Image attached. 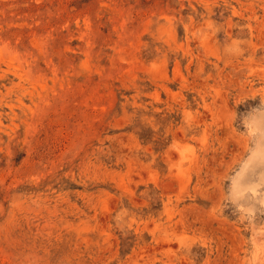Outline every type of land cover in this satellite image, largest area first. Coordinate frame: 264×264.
Listing matches in <instances>:
<instances>
[{"label": "rangeland", "instance_id": "rangeland-1", "mask_svg": "<svg viewBox=\"0 0 264 264\" xmlns=\"http://www.w3.org/2000/svg\"><path fill=\"white\" fill-rule=\"evenodd\" d=\"M0 264H264V0H0Z\"/></svg>", "mask_w": 264, "mask_h": 264}]
</instances>
